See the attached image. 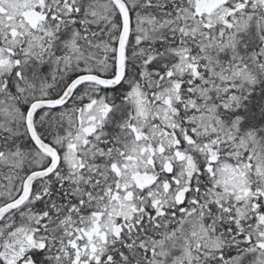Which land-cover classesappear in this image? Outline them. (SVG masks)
Segmentation results:
<instances>
[{"label":"snow or ice","instance_id":"obj_1","mask_svg":"<svg viewBox=\"0 0 264 264\" xmlns=\"http://www.w3.org/2000/svg\"><path fill=\"white\" fill-rule=\"evenodd\" d=\"M0 264H264V0H0Z\"/></svg>","mask_w":264,"mask_h":264}]
</instances>
